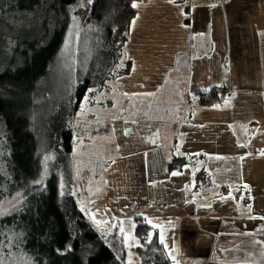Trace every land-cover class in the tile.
<instances>
[{"label":"crops","instance_id":"1","mask_svg":"<svg viewBox=\"0 0 264 264\" xmlns=\"http://www.w3.org/2000/svg\"><path fill=\"white\" fill-rule=\"evenodd\" d=\"M136 2L124 45L132 65L117 77L113 102L169 79L188 96L212 88L234 96L218 107L188 100L180 115L168 114L163 99V113L97 124L112 149L105 164L82 169L77 204L99 224L123 227L127 246L133 218L145 219L173 264H264V0H189L188 10ZM194 154L210 175L204 183L193 180L196 163L169 168L173 157ZM221 184L247 185L249 204L220 194Z\"/></svg>","mask_w":264,"mask_h":264},{"label":"trees","instance_id":"2","mask_svg":"<svg viewBox=\"0 0 264 264\" xmlns=\"http://www.w3.org/2000/svg\"><path fill=\"white\" fill-rule=\"evenodd\" d=\"M133 2L0 0V31L22 19L32 24L26 33H35L11 32L13 53H0V202L11 197L17 202L0 215L3 264H173L145 219L133 218V242L127 246L118 225L97 223L76 201L77 188L85 182L77 175L76 148L101 121L95 111L85 112L83 102L91 95L94 106L96 88L101 91L112 76L129 72L127 60L113 73L136 16ZM174 2L189 9V0ZM72 21L77 24L72 59L60 64ZM95 24L101 29L99 40L95 31L83 33ZM84 36L85 49L80 44ZM227 92L212 88L190 94L188 100L217 106ZM195 163L193 180L204 183L210 175L199 154L173 157L169 168ZM219 192H232L245 205L250 202L245 186L221 184ZM129 252L135 260L128 259Z\"/></svg>","mask_w":264,"mask_h":264},{"label":"rangeland","instance_id":"3","mask_svg":"<svg viewBox=\"0 0 264 264\" xmlns=\"http://www.w3.org/2000/svg\"><path fill=\"white\" fill-rule=\"evenodd\" d=\"M32 25L30 21L28 20H22L16 21L12 26L1 27L2 33H0V46H3V49L0 50V53L3 52V54H6L7 52L13 53V47L10 39L8 37H13L11 32H15L16 35L19 33H24L27 36H34L35 33L27 34L26 31L29 29V26ZM75 27V28H74ZM77 24L72 21L70 25V31L67 34L66 37V44L65 48L61 52V57H59L58 63H69L72 59V45H73V33L74 29L76 30ZM92 27V26H91ZM90 28V27H88ZM86 29L84 33L85 36H90L95 31V36L99 40L100 39V27L95 24L94 29ZM82 37L81 39V45L82 47H87V39ZM99 43V42H98ZM119 62L116 64V70L113 71V73L123 67H125L126 61L130 60L127 57V51L125 49V46L123 49L120 50L119 53ZM62 59V60H61ZM131 62V60H130ZM132 65V62H131ZM131 68V66H130ZM130 72V69H129ZM127 73H121L119 76L128 75ZM175 73V71H174ZM113 75V74H112ZM117 77L107 81L106 86H104L101 91L97 88L95 89L94 96L91 97L95 99L94 106H91L89 103L92 99L88 98L91 95H88L85 97L83 105L84 110L86 111H95V114L99 116L101 121L107 124L109 119H111L113 116L116 115H123L127 113H131L132 115L139 116L144 114H151L155 115L156 113L160 114L163 113L165 110H160L164 104L161 102L163 99L166 100L167 103V113L168 114H178L180 115L182 110L188 109V95L187 90L185 88L182 90L179 86L176 85L175 80L171 81L168 80V84H165L164 86H158L153 89L147 88H139L137 90H133L131 92H125V95L121 97V102H113L115 101V90L117 93V97L119 92L117 91V87L121 86L122 83L117 80ZM173 84V85H172ZM151 93V95H149ZM102 102V103H101ZM147 107V108H145ZM158 111V112H157ZM160 111V112H159ZM163 111V112H162ZM186 113V111H185ZM183 114V113H182ZM85 114L81 118H84ZM86 118V117H85ZM88 121V119H85ZM98 124V123H96ZM97 126V125H96ZM85 127V125H84ZM105 126H100L99 130H95L94 134L92 135V132L90 131L87 134L88 139H85L83 143H80L78 147L76 148V154H79L80 160L78 161V170L77 175L80 180L82 179V169L88 168L89 170H93L96 166L95 164L99 162V166L105 164L108 159V156L110 155V151L112 149V140L110 138L109 134H102L101 129H103ZM78 143V142H77ZM82 156H84V159H81ZM84 162V163H80ZM98 167V166H97ZM96 168V167H95ZM99 170V168H98ZM90 172V171H89ZM88 177V175L86 176ZM87 182V181H86ZM85 185V182H84ZM83 185V186H84ZM80 188V187H78ZM77 188V189H78ZM17 207V202L15 200V197L11 198H5L3 201L0 202V215L9 212V210H13ZM121 231V230H120ZM122 233V232H121ZM123 235V234H122ZM128 259L130 260V256H128Z\"/></svg>","mask_w":264,"mask_h":264},{"label":"snow or ice","instance_id":"4","mask_svg":"<svg viewBox=\"0 0 264 264\" xmlns=\"http://www.w3.org/2000/svg\"><path fill=\"white\" fill-rule=\"evenodd\" d=\"M89 2H91V0H89ZM174 2V0H169V3H173ZM133 8H136V7H138L139 5H138V3L137 2H135V0H134V2L132 3V5H131ZM135 23V21H133V24ZM149 95H151V93H149ZM215 107H218V105L217 106H215ZM262 155H264V152H262L261 153ZM180 173L179 172H173L172 173V175H179ZM245 187H247V185H245ZM209 207H210V205H208ZM249 208H250V206H249ZM149 223H152L151 221H148ZM97 223H99V221H97ZM155 226V225H154ZM121 232L123 233L124 232V229H123V227H121ZM161 243H165V241H164V238L163 237H161ZM165 247H167V244H165ZM169 255H171V253H169ZM174 259V258H173ZM0 264H3V261L2 260H0ZM176 264H179V262L178 261H176Z\"/></svg>","mask_w":264,"mask_h":264},{"label":"water","instance_id":"5","mask_svg":"<svg viewBox=\"0 0 264 264\" xmlns=\"http://www.w3.org/2000/svg\"><path fill=\"white\" fill-rule=\"evenodd\" d=\"M234 96V92H227L226 93V97L227 98H230V97H233Z\"/></svg>","mask_w":264,"mask_h":264}]
</instances>
